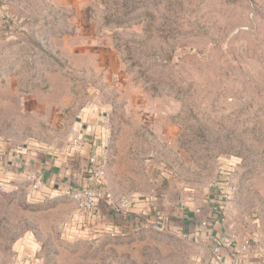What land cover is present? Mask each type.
<instances>
[{
    "label": "rangeland",
    "instance_id": "374dc122",
    "mask_svg": "<svg viewBox=\"0 0 264 264\" xmlns=\"http://www.w3.org/2000/svg\"><path fill=\"white\" fill-rule=\"evenodd\" d=\"M93 116L108 129L107 191L174 205L206 199L226 176L237 189L225 223L264 245V0H0L3 151L57 147ZM12 186L0 187V264L200 254L171 226L67 239L70 201Z\"/></svg>",
    "mask_w": 264,
    "mask_h": 264
},
{
    "label": "crops",
    "instance_id": "0c3cea01",
    "mask_svg": "<svg viewBox=\"0 0 264 264\" xmlns=\"http://www.w3.org/2000/svg\"><path fill=\"white\" fill-rule=\"evenodd\" d=\"M72 131L71 136L57 147L38 145L40 149L35 150L29 145H23L19 151L15 149L4 151L0 158V178L3 177V187L11 188L12 185H16L24 169L36 170L43 174L45 184L34 196L39 200L51 198L64 185L85 184L90 176L88 171L96 167L89 159L95 157L100 160L103 155L106 157L107 130L102 119L93 116L88 122L81 117L77 118ZM190 195V193L180 195L176 203L169 204L170 206L163 198L146 199L133 210L135 214L146 210L151 213V217L160 219L161 228L171 226L182 235H188L200 249V254L194 256L193 264H264V245H253L246 239L234 236L225 223V217H222L221 213H212L213 200H210L212 194L206 199L199 200H193ZM67 205L68 215L59 227L61 235L67 239L89 237L88 230H103L118 220V216L107 205L96 203L89 213H81L73 202ZM193 233L198 234L197 240L190 236ZM214 240L229 243V247L223 249L222 263L213 261L211 243Z\"/></svg>",
    "mask_w": 264,
    "mask_h": 264
},
{
    "label": "built area",
    "instance_id": "2783aa9c",
    "mask_svg": "<svg viewBox=\"0 0 264 264\" xmlns=\"http://www.w3.org/2000/svg\"><path fill=\"white\" fill-rule=\"evenodd\" d=\"M104 122V121H102ZM105 129L108 132V129ZM75 141H77L75 139ZM40 146V145H39ZM41 147V146H40ZM16 151L22 150L15 149ZM4 155L3 145L0 143V158ZM92 165H96L93 170H89V180L83 185L67 184L60 188L54 196H60L70 202L76 204L78 210L81 213H89L94 208L96 203L107 205L109 209H112L113 213L118 216L117 223L107 226L106 229L97 230L90 229L88 234H92L94 237H110V238H123L128 236L130 233L138 230L148 229H161L162 224L159 218L151 217L150 212L142 210L134 213L133 208L139 205L138 200L132 199L127 196H116L104 188V179L106 176L104 164L106 157L101 156L100 160L95 157L89 159ZM223 174H225L223 172ZM21 178L27 183L28 195L34 197L36 193L41 191L45 181L43 174L36 170L24 169L21 172ZM3 177L0 178V187H3ZM236 186L228 181L225 176L220 181L215 183L213 191L210 193L213 196L210 198L212 201L211 211L212 213H221L223 217V207L225 203L231 200L236 193ZM217 214V215H219ZM189 238L188 235H184ZM190 236L193 239H198V234L193 233ZM190 239V238H189ZM229 247V243H223L221 241H212L211 252L213 255V261L215 263L224 262L223 249Z\"/></svg>",
    "mask_w": 264,
    "mask_h": 264
}]
</instances>
